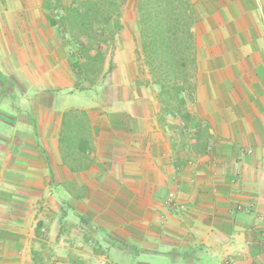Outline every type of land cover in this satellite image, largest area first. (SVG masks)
Listing matches in <instances>:
<instances>
[{"label": "crops", "instance_id": "1", "mask_svg": "<svg viewBox=\"0 0 264 264\" xmlns=\"http://www.w3.org/2000/svg\"><path fill=\"white\" fill-rule=\"evenodd\" d=\"M187 1L195 66L170 115L133 27L116 36L112 72L83 88L43 0H0V264H36L37 216L51 219L54 202L94 257L264 264V7ZM73 108L90 123L75 165L62 160ZM68 236L61 257L73 264L83 252Z\"/></svg>", "mask_w": 264, "mask_h": 264}, {"label": "trees", "instance_id": "2", "mask_svg": "<svg viewBox=\"0 0 264 264\" xmlns=\"http://www.w3.org/2000/svg\"><path fill=\"white\" fill-rule=\"evenodd\" d=\"M43 1L44 8L52 11V15L46 17L58 28L78 86L99 85L113 70L112 60L108 69L106 63L108 56H113L116 36L123 29L122 3L120 0H72L69 5H63V0ZM56 12L62 15L57 16ZM137 12L138 59L148 68L152 84L159 88L160 103L173 115L187 103L180 94L185 91L195 66L192 28L196 19L191 4L187 0H138ZM79 143L77 148L83 150L85 142L82 139ZM37 255L34 251L36 264Z\"/></svg>", "mask_w": 264, "mask_h": 264}, {"label": "rangeland", "instance_id": "3", "mask_svg": "<svg viewBox=\"0 0 264 264\" xmlns=\"http://www.w3.org/2000/svg\"><path fill=\"white\" fill-rule=\"evenodd\" d=\"M72 0H63V5H69ZM122 3V24L123 28L124 25H127L128 27H133L135 29V33L137 36H139V42L137 44V48L140 46V34L136 29V21L139 19L138 12H137V2L138 0H120ZM261 5L264 7V0H261ZM43 8H44V1H43ZM46 15H52V11H48L44 8ZM124 10L126 12H124ZM57 16H61L62 13H55ZM127 27V28H128ZM129 29V28H128ZM113 30V29H112ZM123 30V29H122ZM126 32V31H125ZM119 35V33H118ZM125 42V39H124ZM127 45V44H126ZM136 48V51H137ZM134 53L137 54V52ZM116 55V49L113 53V56H108V60L106 63V69H108L110 60H112V65H113V60ZM143 67L147 68L145 65ZM114 68V65H113ZM148 69V68H147ZM66 126H65V131L66 134L64 135V138L66 139V142L62 145L64 147V152H63V161L64 162H69L71 164L75 165V159H71L68 157L73 156L74 154H79L81 149L79 151L77 150V147L79 146V142L82 139H85L89 136L90 132V123L86 117V114L84 115V111L82 110H77L75 108L70 109L66 113ZM76 123H74V121ZM86 144L84 145V147ZM84 150V149H83ZM67 158V159H66ZM74 161V162H73ZM54 180V179H53ZM57 179L55 178V181H53L56 184ZM54 184V200H58L60 196V188L59 185ZM53 210H52V218L47 219V221H43L44 219H39V216H37V220H40L37 223L36 227V240L34 241V248L38 252L37 255V264H66L64 261H62L61 257V241H60V233L63 231L65 233L69 234V238H72L69 243L70 246L77 247L78 246L82 249L83 254L81 253V256L78 257L77 255H73L71 258L73 261V264H119L115 258L111 256H116L115 253H107L105 252L102 254L99 250L94 251V254L97 252V255L94 257L92 254L93 251V244L95 242H86L84 241V238L82 237V240L79 242L76 240V230L75 227H77V221L76 217L74 216V220H68L64 224L63 220L65 219L64 217V212L59 208V202H54L53 204ZM43 217V216H42ZM50 218V217H48ZM78 224H84V223H78ZM73 226V227H72ZM64 229V230H63ZM84 231H87L84 229ZM80 232V231H79ZM51 234V235H50ZM75 234V235H74ZM84 234V233H81ZM74 235V236H71ZM87 247V248H85ZM75 249V248H74ZM78 250V249H77ZM132 258V257H131ZM135 258H133L132 264L135 263ZM122 260V258H121Z\"/></svg>", "mask_w": 264, "mask_h": 264}, {"label": "built area", "instance_id": "4", "mask_svg": "<svg viewBox=\"0 0 264 264\" xmlns=\"http://www.w3.org/2000/svg\"><path fill=\"white\" fill-rule=\"evenodd\" d=\"M170 201H172V198L170 199Z\"/></svg>", "mask_w": 264, "mask_h": 264}]
</instances>
